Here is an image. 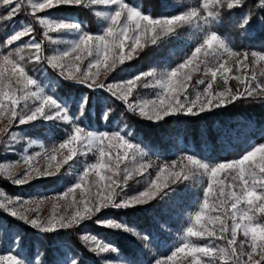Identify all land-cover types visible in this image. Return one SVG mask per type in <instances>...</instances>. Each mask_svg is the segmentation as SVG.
Masks as SVG:
<instances>
[{
	"label": "snow or ice",
	"instance_id": "6c2138e0",
	"mask_svg": "<svg viewBox=\"0 0 264 264\" xmlns=\"http://www.w3.org/2000/svg\"><path fill=\"white\" fill-rule=\"evenodd\" d=\"M24 6L41 29L40 40L32 23L14 19ZM63 7L90 12L100 22L98 30H87L78 19L40 15ZM162 7L169 5L164 2ZM0 9L4 29L0 38V142L5 137L15 139L14 128L37 121L70 125L62 141L51 148L41 146L42 151L25 154L15 163H0V178L23 186L59 177L65 166L74 175V181L53 196L26 199L0 190L2 214L46 234L95 219L100 227L147 240L127 222L103 214L145 206L167 196L173 185L199 176L206 178V183L188 225L170 254L155 257L152 264H264V142L251 145L231 161L209 163L193 154H182L158 163L123 129L82 126L70 113L68 101L49 94L27 67L46 63L65 81L106 91L126 111L151 123L179 115L199 116L250 98L264 101V50L237 49L214 28L224 16L236 13H240L238 26L245 33L254 22L264 25V0H197L160 15L146 10L137 0H0ZM186 27L199 29L201 35L182 62L161 72L153 68L109 80L120 66ZM53 34L72 38L62 42ZM24 37L29 39L19 43ZM45 41L64 46L46 55ZM149 87L157 89L155 98L140 99V89ZM72 103L85 116L91 98L81 95ZM110 115V110L105 111L103 118L108 120ZM88 156L91 161L85 159L80 168L75 167L80 158ZM133 185L142 188L130 195ZM49 201L52 211L42 218L41 209ZM60 207L64 211L57 214ZM4 228L0 221V231ZM79 239L98 255L120 254L116 246L91 232L85 231ZM40 255L26 260L18 253L0 254V264H48ZM63 255L56 264H80L75 256ZM104 264L114 261L105 259Z\"/></svg>",
	"mask_w": 264,
	"mask_h": 264
},
{
	"label": "rangeland",
	"instance_id": "374dc122",
	"mask_svg": "<svg viewBox=\"0 0 264 264\" xmlns=\"http://www.w3.org/2000/svg\"><path fill=\"white\" fill-rule=\"evenodd\" d=\"M162 1L169 5V13L176 12L197 2V0ZM0 11H3V9H0ZM29 11L30 9L27 8V6L22 7L20 15L14 19L23 23H32L36 27L34 35L37 40H40L42 38L41 29L38 24H35L31 16L27 15ZM81 13V15L75 14L64 17L78 19L83 22V24L87 27V30L96 32L100 23L98 18L94 17L88 11L81 10ZM44 14L47 13H40V15ZM16 28H20L19 23L16 24ZM7 34H12L11 28L7 29ZM3 35L4 29L3 26H0V38H2ZM200 35V30L195 27H186L181 29L177 36L164 40L159 46H153L146 49L139 58L120 66L116 72L109 77V80L121 79L126 75L137 71H147L154 68L157 72H161L173 67L177 63L182 62V58L185 54H189L194 49ZM53 36L62 42L72 38L71 35L68 34H53ZM28 39L29 37H24L19 43L26 42ZM63 46V43L54 45L45 41V54L51 55L54 51L62 48ZM148 53L153 54L154 57L148 56ZM136 63L140 64L135 66L134 64ZM27 67L30 74L41 82L42 86L49 92V94H53L61 100L68 101L70 113L79 119L82 126H85L90 130L123 129L124 132L130 134L134 143L138 144L145 152L148 153L151 160L158 163L162 161H171L177 159L180 155L185 154L176 150L179 146L171 145L170 147L173 148V156L165 157L160 155L157 149L151 151L150 149L148 150L143 147L142 143L136 142L133 139V130L129 127L130 123L127 125V123L123 122V118L118 116L113 119V108H110L109 101L117 100L113 99L106 91H92L84 86L65 81L57 72H54L50 67H48L46 63L29 64ZM231 84L233 87H236L235 81H231ZM72 88H81L82 90L86 89L87 91L94 93L87 115L81 116L79 110L72 103V100L79 98L81 95H89L87 93H77ZM156 91L157 89L154 87L141 88L140 99H154ZM117 102L124 106L121 102ZM109 110L111 113L110 119L105 120L103 118V113ZM211 112H206L195 117L184 115L173 116L160 123H151L146 120H142L137 116L136 118L145 125L156 126L170 120H177L180 117L200 118ZM69 129L70 125L61 121H37L35 124L23 125L14 128L13 131L15 132V139L5 137L4 141L0 142V163H15L25 154H33L35 152L42 151L41 146L44 148H51L53 144L62 141L65 131ZM242 155H240V157ZM85 159L91 161L92 157L88 156L86 158H80V161L75 164V167L80 168ZM0 179L6 184L17 188V192L14 194L9 193L6 191L4 186H2V184H0V190H4L7 194H11L13 196H20L28 199L53 196L57 193H62L66 186L70 185L74 181V175L73 171L69 170L68 167L65 166L59 177L41 178L23 186L12 185L11 182L5 178ZM90 179L92 178L90 177ZM205 183L206 178L197 176L182 184L173 185L167 196L155 200L145 206L121 211L106 210L103 214L105 216H112L127 222V224L134 227L137 232L141 234V236H147V240L138 239L137 237L121 231L108 230L100 227L95 223V219L87 221L83 225L72 229L46 234L41 233L38 230L31 228L29 225L12 219L0 212V221H2L5 225L4 230L0 231V254L7 255L9 253H18L20 258L34 260L36 258V254L40 253L41 260L47 261V258L49 259L52 256L51 259H56L57 262L63 260V254L67 252L69 256H75L80 264H95L92 261L87 260L84 253L78 250L70 242V233L74 232V234L77 235L83 250L90 255L97 257L101 264H104L105 259L113 260L114 264H119L120 261H135V264H152L155 257L169 255L173 246L178 242L179 237L182 235L184 228L188 225V222L196 209V204L202 195V189L205 186ZM141 188L142 185H133V187L129 189V194L131 195L133 192L140 190ZM77 195H79V190H77ZM60 203L63 204V202ZM51 211L52 202H46L41 209V217L45 218L49 216ZM63 211V207H60L57 214H60ZM138 219L140 220L139 223L136 221ZM147 219L153 222L155 228L151 234L148 232L146 233L145 230L143 231L139 229V226L144 225V222ZM85 231L91 232L103 241L110 242L120 250V254L98 255L91 252L79 239L80 235ZM160 235L162 236L161 238ZM56 238L59 239H57L58 241L61 240V242L55 243L54 240ZM51 241H53L55 245L52 244L51 246L49 244ZM46 247L49 249L51 248V250H47ZM127 248L131 249V252L135 255L134 258H130V256L126 255Z\"/></svg>",
	"mask_w": 264,
	"mask_h": 264
},
{
	"label": "trees",
	"instance_id": "16d2710c",
	"mask_svg": "<svg viewBox=\"0 0 264 264\" xmlns=\"http://www.w3.org/2000/svg\"><path fill=\"white\" fill-rule=\"evenodd\" d=\"M137 3L143 4L145 9L152 11L154 15L169 14L170 12L168 7H162L164 3L162 0H137ZM47 14L72 16L75 14L81 15L82 13L81 9L78 8L63 7L52 10ZM239 20L240 13L233 16H224L220 23L214 25V28L237 49L264 50V25L254 22L248 32L245 33L238 26ZM148 56L154 57L151 53ZM72 89L77 93H87L92 101L93 92L81 88ZM109 105L110 108H113V119L118 116L123 118V122L127 125L130 123L129 127L133 130L132 135L136 142L142 143L143 147L148 150L157 149L159 154L165 157L173 156V148L170 146L175 145L179 146L176 149L178 152L193 154L209 163L231 161L244 154L251 145L264 142V101L259 99L241 100L226 107L215 109L200 118L180 117L177 120H170L156 126L145 125L135 115L128 113L124 106L117 101H109ZM0 184L9 193L14 194L17 192V188L6 184L1 179ZM148 220L144 222V225L139 226V229L151 234L155 228L153 222ZM136 221L140 222L139 219ZM58 238L55 239L56 241L54 240L55 243L61 242V240L58 241ZM54 242L51 241L49 244L51 246L52 244L55 245ZM70 242L84 253L87 260L95 264H101L97 257L83 250L74 232L70 233ZM46 249L51 250L48 247ZM126 255L130 258L135 256L128 248L126 249ZM51 258H47V262L56 264V259Z\"/></svg>",
	"mask_w": 264,
	"mask_h": 264
}]
</instances>
